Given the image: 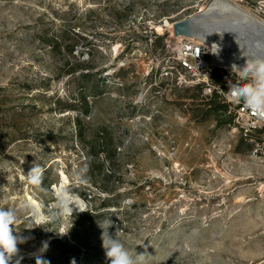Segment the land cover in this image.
<instances>
[{
  "label": "rangeland",
  "instance_id": "obj_1",
  "mask_svg": "<svg viewBox=\"0 0 264 264\" xmlns=\"http://www.w3.org/2000/svg\"><path fill=\"white\" fill-rule=\"evenodd\" d=\"M210 1L0 0V207L30 237L21 264H35L44 241L50 264H108L98 223L109 218L144 264H264L256 145L216 95L165 76L173 24ZM231 1L264 19V0ZM37 163L48 192L24 182ZM63 174L84 212L53 219Z\"/></svg>",
  "mask_w": 264,
  "mask_h": 264
},
{
  "label": "clouds",
  "instance_id": "obj_2",
  "mask_svg": "<svg viewBox=\"0 0 264 264\" xmlns=\"http://www.w3.org/2000/svg\"><path fill=\"white\" fill-rule=\"evenodd\" d=\"M257 47L260 45L258 44ZM232 72L247 83L240 84L229 81V91L224 94L233 102L243 101L258 117L264 116V59L249 58L243 68L233 64ZM45 169L38 163L34 164L28 174L23 175L24 182L35 186L42 192H48L49 190L42 186ZM72 179L74 182H82L83 176L81 172H73ZM51 195L53 203L50 215L53 219L67 215L72 216L74 208L79 212H84L81 210L83 207L82 198L63 178L60 186H53ZM23 207L26 210L30 209L31 204L25 203ZM32 213L33 216L40 215L35 209H32ZM17 219V212L14 208L0 207V264H12L13 258H15V264H21L24 258L19 255L18 245L27 242L30 237L14 234L13 226ZM98 227L101 229L100 238L108 264H144L147 253L137 254L136 251H130L118 237V233L121 231L119 228L114 234L110 233L109 229L114 227V222L110 218L99 222ZM47 248L48 242L44 241L37 252L30 254L35 258V264H50V261L46 260L43 255Z\"/></svg>",
  "mask_w": 264,
  "mask_h": 264
},
{
  "label": "bare ground",
  "instance_id": "obj_3",
  "mask_svg": "<svg viewBox=\"0 0 264 264\" xmlns=\"http://www.w3.org/2000/svg\"><path fill=\"white\" fill-rule=\"evenodd\" d=\"M186 19L196 24L197 28L203 32V36L184 37L174 35L173 39L181 41L188 38L189 40L201 42L205 51L211 55L208 62L217 68L232 72L233 64L243 68L249 58L264 59V19L242 8L236 2L211 0L203 11ZM166 25L170 26V23L167 22ZM214 30L215 32L216 30L220 31V34L217 32L219 38L216 37L217 35L212 34ZM237 41H244V47L241 48V51L239 44L236 43ZM226 43L229 44L227 47L230 49L220 51L218 45L223 46ZM258 44L260 47H257ZM248 46H250V49H248ZM62 178L68 182L64 174ZM31 200L32 205L39 209L37 202Z\"/></svg>",
  "mask_w": 264,
  "mask_h": 264
},
{
  "label": "built area",
  "instance_id": "obj_4",
  "mask_svg": "<svg viewBox=\"0 0 264 264\" xmlns=\"http://www.w3.org/2000/svg\"><path fill=\"white\" fill-rule=\"evenodd\" d=\"M174 26V24H173ZM172 69L165 68V76L173 77L180 87L199 86L204 94L216 95L229 108L233 122L241 137L256 146L252 155L264 161V116H257L241 101L233 102L224 93L229 91V81L240 84L247 83L237 74L219 69L206 59L204 45L196 40H175ZM175 72V73H174ZM219 73V82H215V74Z\"/></svg>",
  "mask_w": 264,
  "mask_h": 264
},
{
  "label": "water",
  "instance_id": "obj_5",
  "mask_svg": "<svg viewBox=\"0 0 264 264\" xmlns=\"http://www.w3.org/2000/svg\"><path fill=\"white\" fill-rule=\"evenodd\" d=\"M173 31L175 36H184V37H191L194 35L197 36H203V32H201L196 24L191 23V20H182L179 22H176L173 26ZM251 33V32H250ZM252 35V34H250ZM253 37V35H252ZM211 58V55L209 52L206 54V59L209 60Z\"/></svg>",
  "mask_w": 264,
  "mask_h": 264
},
{
  "label": "trees",
  "instance_id": "obj_6",
  "mask_svg": "<svg viewBox=\"0 0 264 264\" xmlns=\"http://www.w3.org/2000/svg\"><path fill=\"white\" fill-rule=\"evenodd\" d=\"M78 68H89V63H81V64L74 65L73 68H72V72H74ZM80 75H82V77H88L90 75V71H88L87 73H81ZM49 81H50V79L48 77H44V78L41 79V85H43L45 83H48ZM22 85H24V88L33 87L32 85H29V81L28 80ZM21 89H23V88H21ZM44 89L45 88H43V91H44ZM40 93H42V92H40Z\"/></svg>",
  "mask_w": 264,
  "mask_h": 264
}]
</instances>
